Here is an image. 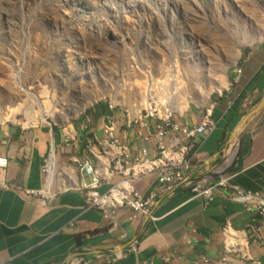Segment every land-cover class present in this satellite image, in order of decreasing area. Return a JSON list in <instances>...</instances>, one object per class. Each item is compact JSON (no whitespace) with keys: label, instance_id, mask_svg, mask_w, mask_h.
Wrapping results in <instances>:
<instances>
[{"label":"crops","instance_id":"1","mask_svg":"<svg viewBox=\"0 0 264 264\" xmlns=\"http://www.w3.org/2000/svg\"><path fill=\"white\" fill-rule=\"evenodd\" d=\"M230 79V87L204 110L215 127L197 140L191 172L211 173L234 148L237 172L231 185L264 198V44L244 56ZM98 115L108 117L102 124L112 119L117 137L132 152L143 146L154 152L152 143L137 135V125L126 127L111 112ZM202 115L199 109L183 114L193 123ZM89 132L0 127V155L8 159L0 171V264H264L261 240L244 248L243 255H236L241 247L224 252L225 224L249 236L254 227L252 213L232 200L228 189L217 190L209 202L188 189L162 195L155 178L147 176L134 187L144 195L156 193L151 217L120 208L114 221L87 207L77 181L80 170L75 166L73 172L67 164L73 166L71 158L85 154ZM97 160L98 165L92 160L96 171L107 174L104 160ZM124 160L125 150H118L115 162Z\"/></svg>","mask_w":264,"mask_h":264},{"label":"rangeland","instance_id":"2","mask_svg":"<svg viewBox=\"0 0 264 264\" xmlns=\"http://www.w3.org/2000/svg\"><path fill=\"white\" fill-rule=\"evenodd\" d=\"M263 44L264 0H0V127L89 138L103 108L139 116L161 82L172 110L204 112Z\"/></svg>","mask_w":264,"mask_h":264},{"label":"built area","instance_id":"3","mask_svg":"<svg viewBox=\"0 0 264 264\" xmlns=\"http://www.w3.org/2000/svg\"><path fill=\"white\" fill-rule=\"evenodd\" d=\"M132 70L139 71L135 67H132ZM144 77L147 78V85L153 82L150 71L144 73ZM169 78L172 80V87L175 81L172 77ZM164 85L165 83L161 82L156 88L149 90L151 92L155 90L156 93L145 92L149 95L147 100L154 102L161 97L168 101L167 95L162 92ZM164 104L169 106V101ZM152 105L151 108L141 109L139 116L132 115L126 108H122V118L126 127L137 125V135L143 141L152 143L153 153L149 152L147 146L141 147L136 153L132 152L119 140L114 123L109 119L106 124L99 126L100 133L93 131L91 137L86 139L85 154L81 158H71L73 166L80 170L79 189L84 191L86 206L99 210L104 217L114 221L116 210L120 208H127L135 214L150 216L149 209L156 193L144 195L136 191L134 187L136 180L147 176L155 178L160 185L158 193L162 195L188 189L192 196L201 197L209 202L214 198L217 190L228 189L232 191L231 199L243 203L252 213L254 227L252 235L249 236L245 230L233 229L225 224L222 227L223 240L231 239V250L224 251L225 254H233V247H238L242 243L249 249L253 242L258 240L264 242V235H259L264 230V198L258 192L242 189L231 185L230 182L237 172L236 149H231L211 173L194 175L191 172L190 156L197 140L209 134L215 127L211 116H206L204 111L200 122L193 123L184 118L183 113L179 114L171 109L166 115H160L154 103ZM114 106V102H110L108 108L112 109ZM87 150H94L96 159L104 160L107 174L93 173V159H88ZM118 150H125V160L122 162H115V154ZM178 154H187V162L184 165H177ZM166 160H173V168H164ZM7 165L8 159L0 155V171ZM114 178H116L115 181H113ZM121 180H128V187H121ZM102 186H106V189L101 190ZM115 196H122V203H115ZM130 247L133 249L135 246L131 244ZM163 261L168 262V258L164 257ZM222 261H225V257Z\"/></svg>","mask_w":264,"mask_h":264},{"label":"bare ground","instance_id":"4","mask_svg":"<svg viewBox=\"0 0 264 264\" xmlns=\"http://www.w3.org/2000/svg\"><path fill=\"white\" fill-rule=\"evenodd\" d=\"M221 89H222V86L218 89V91H221ZM167 98H168V101H169L170 98L169 97H167ZM168 101L161 99V102H159V100H158V102L154 103V102H149L147 100L148 103H143V106L144 107H141V108H143V109L151 108V107H153L152 104L154 103V106L156 108V111L160 115H162V114L166 115V113L168 112V110L171 109L170 104H169V106L167 104H164V103H166ZM138 114H140V112H138ZM206 116H209V115L206 113ZM37 119H38L37 117H34L35 123H36ZM117 162H119V161H117ZM186 162H187V154H178L177 155V165H184ZM164 168H173V160H166V161H164ZM92 169H93V173L94 174H100L99 171L98 172L96 171V169L94 168L93 164H92ZM121 187H128V180H121ZM115 203H122V196H115ZM238 247H241V250H243L244 248H246L243 243L242 244H239ZM238 247H233V252L235 250H237ZM225 249L227 251H230L231 250V239H226L225 240Z\"/></svg>","mask_w":264,"mask_h":264},{"label":"trees","instance_id":"5","mask_svg":"<svg viewBox=\"0 0 264 264\" xmlns=\"http://www.w3.org/2000/svg\"><path fill=\"white\" fill-rule=\"evenodd\" d=\"M102 113L103 114H108L109 111L107 109L103 108V110L100 112V114H102ZM97 114H99V112Z\"/></svg>","mask_w":264,"mask_h":264}]
</instances>
